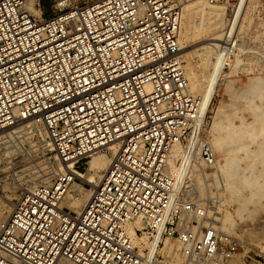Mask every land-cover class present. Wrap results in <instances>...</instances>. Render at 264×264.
<instances>
[{
  "label": "built area",
  "instance_id": "built-area-1",
  "mask_svg": "<svg viewBox=\"0 0 264 264\" xmlns=\"http://www.w3.org/2000/svg\"><path fill=\"white\" fill-rule=\"evenodd\" d=\"M25 1L0 0V129L44 130L54 171L0 221V264H226L237 241L166 170L199 120L180 53L186 0H88L47 16ZM112 142L100 183L72 212L64 196ZM195 144L207 175L216 154L201 132Z\"/></svg>",
  "mask_w": 264,
  "mask_h": 264
},
{
  "label": "rangeland",
  "instance_id": "rangeland-1",
  "mask_svg": "<svg viewBox=\"0 0 264 264\" xmlns=\"http://www.w3.org/2000/svg\"><path fill=\"white\" fill-rule=\"evenodd\" d=\"M29 1L40 9L42 16H47L88 0ZM29 1L26 0V4ZM234 1L236 0H221L211 5L207 0H203L211 12H222L225 22L232 18L234 8L230 9L228 4ZM29 12L34 16L40 15L30 10ZM245 19L241 26L243 28H240L239 32L236 30L234 40L228 44L222 43L221 50L213 51H222L225 59L217 86L201 120L200 132L214 147L217 157L215 170L203 175L200 168L194 165L188 175V182L183 184L189 197L208 205L210 217L217 230L237 241L235 255L226 264H264V196L259 200L246 201L250 197V190L234 175V178H228L232 187L227 186L225 176L220 173L221 164L224 163L223 147L215 145V138H225L227 150L231 154L243 156L244 146L252 142L253 129L250 124L255 120L253 112L258 106V110H264V98L260 96L264 85V0H251ZM191 21L189 26L188 19L185 24L186 29L191 25L187 32L193 30V22L207 24L201 17H193ZM197 42L191 40L188 49L202 45ZM213 53L208 54L206 59L211 58ZM184 60L185 64L190 62L188 65L192 67L198 79L204 78L207 67L195 54L190 57L187 55ZM194 94L199 95L197 92ZM15 132H0V211L9 208V211H4V218L20 193L35 184L47 181L50 176L42 174L51 171V175L52 165L54 167L55 154L50 146L46 145L47 138L42 129L21 125L17 126ZM247 160L240 161V166L247 165ZM86 166L87 164L84 165L85 168ZM255 166L254 175L259 176L258 163ZM239 171L241 173L242 169ZM258 183H264L263 179H259Z\"/></svg>",
  "mask_w": 264,
  "mask_h": 264
},
{
  "label": "bare ground",
  "instance_id": "bare-ground-1",
  "mask_svg": "<svg viewBox=\"0 0 264 264\" xmlns=\"http://www.w3.org/2000/svg\"><path fill=\"white\" fill-rule=\"evenodd\" d=\"M250 1L251 0H238L237 3L235 4V9L232 18L227 22H225L222 12L220 13L211 12L209 8L206 7L207 4L205 5V2H203V0H186L183 5L182 24L179 33L180 53L183 58H185L187 55L188 57H190L195 54V56H197L198 59L202 61V64L205 67H207V72L205 73L204 78L198 79L192 67L188 65L190 62L187 61V64H185V66L187 67L186 76L189 80L188 81L189 90L192 93L197 92L199 94L198 95L200 99L199 120L197 122V125L192 130L193 133L188 144L185 147H183L181 143H175L170 149L166 161V170L175 176L176 187H180V185L183 187V184L188 182L187 180L188 175L191 173L192 167L194 165L199 167L198 162L195 159L196 158L195 140L197 139V137H199L201 120L204 114L206 113L212 94L215 90V87L217 86L216 84L218 82L219 72L221 70V66L223 65V61L225 59L223 52L219 50L223 48V44H228L234 40L236 30H238L239 32L243 28V27L241 28V26L242 23L244 22L243 20L246 18L249 12ZM25 5L28 11L30 10L35 12L36 14H40V9L34 6L32 4V1H29L27 4L25 1ZM193 17L194 18L201 17L203 20L207 21V24H204L202 22L201 23L193 22L192 23L193 30L191 32H187V30L191 28L190 25V27L186 29L185 24L187 22V19L189 26V24H191L192 22L191 20ZM193 39L197 40L198 41L197 43L202 45H199L197 47L194 46V48L192 49L190 48L189 50L188 49L190 46L189 44ZM216 49H219L217 53H213V51ZM212 53L213 55L211 56V58L206 59L209 56L208 54H212ZM262 86H263L262 87L263 90H260L261 91L260 96L264 98V85ZM258 108L255 109V111L253 112L255 116V120L250 124V126L253 129L251 132L252 142L250 141L248 145L244 146L243 156H237L236 155L237 153L231 154L226 148L225 138H215V145H217V147L219 146L223 147L222 151L224 154L223 155L224 163L221 164L222 166L220 168V173H222V175L225 176L224 180L225 181L227 180L226 184L228 187H232V183H230L231 184L230 185L228 181V178H231L232 175H234V177L240 178L241 182L245 186H248L250 190V197L247 198L246 201H250L253 199L259 200L260 197L264 196V183H258L259 179H263L264 182V147H263L264 146V110L261 111L258 110ZM21 125L25 126L30 124H26V122L17 123L13 126L0 129V132H3L4 134L13 133L15 132L17 126L21 127ZM242 133H244V131ZM42 136H44L43 133ZM46 145L49 146L47 139H46ZM210 145L214 150V147L211 142ZM117 150H118V143L112 142L104 146L102 150L93 153L86 162L87 166L85 168V172L84 171L80 172V174L77 176V179L75 180V182H73L68 192L64 196L61 204L63 206L68 207L72 212L79 213L85 201L92 192V190L95 189L96 186L100 183L108 163L110 162L112 157L116 154ZM245 159H248L249 162L244 167L243 166L241 167L240 161L242 160L245 161ZM246 162L244 163L246 164ZM257 163H258L257 169H259L260 171L259 176H255L253 172L256 169L255 165ZM239 169H242L241 173ZM51 170L52 172L54 171V169ZM50 173L51 171H48V172H44L42 175L50 176ZM4 211H9V208L6 207L4 210L1 209L0 221L4 219ZM234 255L235 253L233 254V256ZM233 256L230 259H228V261H230L233 258Z\"/></svg>",
  "mask_w": 264,
  "mask_h": 264
}]
</instances>
